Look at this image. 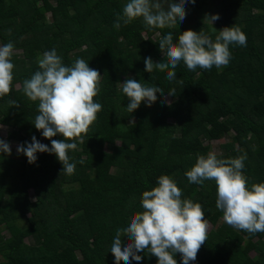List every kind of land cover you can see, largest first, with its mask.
<instances>
[{
	"label": "trees",
	"instance_id": "16d2710c",
	"mask_svg": "<svg viewBox=\"0 0 264 264\" xmlns=\"http://www.w3.org/2000/svg\"><path fill=\"white\" fill-rule=\"evenodd\" d=\"M127 2L0 0V40L14 45L12 91L0 97V126L12 131L9 141L31 143L35 136L42 142L31 123L38 102L25 96L22 85L39 70L45 51L55 49L66 66L84 59L98 70L95 101L102 104L83 143L77 140V149L69 150L70 162L76 164L72 175L60 176L63 165L48 153H38L35 164L24 155L20 163L13 154L0 155V264H115L111 246L116 230L143 211L142 193L156 187L161 175L177 183L182 199L200 203L216 228L190 264H264V233L250 235L221 223L215 182L197 185L185 175L197 155L211 151L206 142L234 132L218 158L246 155L249 187L264 183V0H196L186 4L185 20L170 28L146 29L138 18L116 29L117 14L122 15ZM205 14L220 19L203 24ZM235 24L246 34L247 45H230L226 67L190 71L181 61L173 81L166 71H145V58L164 61L158 44L168 33L174 42L186 30H203L214 38V28ZM128 77L165 92L175 89V97L162 104L158 93L151 107L145 102L128 112L129 101L117 87ZM9 100L20 107H10ZM4 231L9 239L1 236ZM138 254L143 260L131 264H158L147 250ZM174 258L182 264L181 254Z\"/></svg>",
	"mask_w": 264,
	"mask_h": 264
},
{
	"label": "clouds",
	"instance_id": "9594fccd",
	"mask_svg": "<svg viewBox=\"0 0 264 264\" xmlns=\"http://www.w3.org/2000/svg\"><path fill=\"white\" fill-rule=\"evenodd\" d=\"M196 0H128L123 12L117 14L114 27L121 22L128 25L142 18L146 29H163L178 25L186 18V4ZM218 14H205L203 24H214ZM11 30H9L10 32ZM215 37L203 30H186L179 34L178 41L172 33L159 40V50L164 61L156 63L151 57L144 59L145 71L154 69L167 72V79H176L175 69L181 61L190 71L197 68L211 70L226 67L232 56L230 45H247V36L238 25L224 27ZM156 36H160L156 32ZM14 45L11 42L0 45V97L12 91L14 64L11 57ZM39 70L30 79L23 81V93L33 102H38V115L31 122L42 136L51 141V147L32 136L31 143L17 145V154L27 157L29 164H35L38 153L55 155L63 165L61 175H72L76 164L70 162L69 150H76L79 140L83 143L86 134L102 110V104L95 101L99 94L101 75L89 67L84 59H77L66 66L55 49L45 51L38 59ZM19 87V85H17ZM118 89L127 97V111L134 113L142 103L151 107L161 94V103H169L168 97H175V89L167 92L161 87L146 86L128 77L117 83ZM13 108L20 105L15 100L7 101ZM4 125L0 126V130ZM63 139H54L56 136ZM72 141V142H70ZM11 156V145L0 139V155ZM246 155L236 158H218L215 152L199 154L190 170L185 172L190 183L203 185L205 181L216 184V207L223 213L222 219L230 226L250 235L264 233V183L248 185L244 174ZM83 163V159L80 160ZM157 186L144 191L141 197L142 212L134 214L125 228H118L113 238L111 253L115 264L140 262L138 253L147 252L157 258L158 264H177L174 258L181 254L182 264H190L207 240L208 221L200 203L182 199V191L169 175L158 177ZM125 237L128 241L125 242Z\"/></svg>",
	"mask_w": 264,
	"mask_h": 264
},
{
	"label": "rangeland",
	"instance_id": "374dc122",
	"mask_svg": "<svg viewBox=\"0 0 264 264\" xmlns=\"http://www.w3.org/2000/svg\"><path fill=\"white\" fill-rule=\"evenodd\" d=\"M215 24H216V21L214 22L213 25H215ZM210 25H212V24H210ZM0 45H2L1 40H0ZM16 53L17 54H22V51L21 50H17V51H15V54ZM167 99L169 101V103H167V104H170L172 102V100H173L171 97H168ZM171 122H173V121H171ZM11 132H12L11 130H9V129L4 127L3 130H0V139H4L5 141H7L11 145L12 154L15 156V157H13V159L16 160V162L20 163V162H22V160L19 158L20 155L17 154V145H20V144L12 142V141H9V135H10ZM234 135H235V133L232 132L231 134H229L224 139H221V140H218V141L216 140V141L206 142V144L210 145L212 152H215L217 155H220L221 153H223V146L226 145L227 143H230L231 140H232V137ZM41 143L47 145L46 138L43 137ZM39 154L42 156V155H44L46 153H39ZM112 172L116 173L117 169H113ZM30 198L33 201V203H36V198H35V195H34L33 191L30 192ZM221 223H226V222L222 219ZM215 230H216V228L211 223L208 222L207 234L210 233L211 231H215ZM1 236L4 239H9V234L7 232H5V231L1 234ZM27 243L29 245H31V246L33 244V242L29 241V240L27 241ZM254 255H256V254H254ZM1 260H2V257L0 256V261Z\"/></svg>",
	"mask_w": 264,
	"mask_h": 264
}]
</instances>
